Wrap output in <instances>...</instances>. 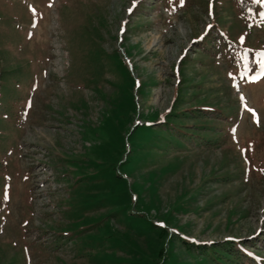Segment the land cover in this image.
<instances>
[{
  "label": "rangeland",
  "instance_id": "1",
  "mask_svg": "<svg viewBox=\"0 0 264 264\" xmlns=\"http://www.w3.org/2000/svg\"><path fill=\"white\" fill-rule=\"evenodd\" d=\"M256 1L0 0V264H141L140 251L153 258L157 250L151 231L135 233L144 219L170 232L165 264L201 262L204 253L178 235L204 246L233 237L264 254V77L251 80L264 60V8L249 5ZM207 7L219 34L209 30L202 43L215 35L225 51L194 47L212 23ZM104 51H116L139 81L137 113L128 109L124 125L127 71ZM178 69L188 85L177 82ZM198 81V97L218 112L163 126L179 90L178 107L195 105ZM155 113L156 131L130 136L126 163L105 150L108 128L130 133ZM121 178L129 210L143 212L128 237L136 256L108 239L127 232L113 202Z\"/></svg>",
  "mask_w": 264,
  "mask_h": 264
},
{
  "label": "trees",
  "instance_id": "2",
  "mask_svg": "<svg viewBox=\"0 0 264 264\" xmlns=\"http://www.w3.org/2000/svg\"><path fill=\"white\" fill-rule=\"evenodd\" d=\"M249 5L256 7V5L254 3H251ZM244 7H245V4H242L241 8H244ZM208 33L210 34L211 32L208 31ZM213 38L214 39H211V38L208 39V42L211 44L210 47L205 46V44H203L204 42L202 40V42H203V43L201 42L202 48H200V49L197 48V49L200 51H205V52L209 51L211 49V47L215 46V43L213 42V40H216L217 37L215 35H213ZM223 43H225L223 38H219L217 41V46H215V47L220 48L222 51H225L223 48ZM104 53H106V52L104 51ZM106 55H108L109 57L116 58L119 61L121 60V62H122L121 65L127 71L129 82H128L127 87H125L126 101L121 103L122 107H123L122 109L124 110V111H122L123 112L122 115L124 116V123H123V125H124L130 119V114L129 115L126 114L128 109H132V112H134L133 114H136L137 110H138L137 103L134 99V94L132 92V89L135 88V79H134L131 71L129 70V68L125 64V62L120 58V55L116 51L106 53ZM180 75H181V73H180ZM178 82H179L180 86H182V85L185 86V85H188L191 81H190V79L188 81V78H186V77L184 79L180 77ZM195 87H196V89L194 91V97L196 99L195 105H188L186 107H178V104L176 103V101L178 100V98H180L182 96V92H183V91L179 90L177 92V95H176L169 111L165 115V118H164V121L162 124L163 126H169V125H173L175 123L181 124L180 121H184L185 119H190L192 117L195 119H199V120L205 119L211 113H217L218 112V110L215 109V107L211 106V104H205L208 102V99L206 96H201V97L199 96L198 97L199 93L201 95L202 83L200 81H198L195 84ZM221 105L222 106H228V102L224 103V104L221 103ZM155 117H156V113L151 115V121L152 122H154L153 118H155ZM124 127L125 126L116 125V126L110 127V129L108 128V136H109L110 140H109V142L105 148V150L110 152V154H112L113 152L118 154L117 158L120 160V164H124L129 160L128 154L130 153L131 149H130V146H129L128 150L126 147H127V145L130 144V136L137 129L141 130L139 138L146 137L149 134V132L153 133L154 131H156V129L152 125L149 126V125L142 123V124L136 126L135 129H132L130 133H128V131H126L125 134L119 135V132H121V130ZM113 135H116V136L119 135L120 144L118 147H114V146L110 145ZM112 183L114 184L113 186H111L110 184L108 186L111 190V193L115 194L116 190L118 189L117 183L115 181H112ZM121 184L124 187H123L120 195L113 202L118 204V208H119L118 215H120L121 219L127 225V227H126L127 232H122V233L119 232V234L109 233L108 239L111 240L116 246L118 244L119 245L120 244H124V245L127 244L128 248L133 249V253H131L133 256V255H135V253H137L138 249H136L132 244L130 245L128 243V241H129L128 237H130L129 234L131 232L132 225L140 226V224H141L140 219L143 218V212H142V210H136V209L135 210L132 209V211L129 210V204H130L129 200H131L130 189H129V186L126 185V181L124 179H122ZM119 200H121L120 203H119ZM144 220H145L144 224L146 225L144 227V232L143 231H141V232L135 231V233L139 235L141 233H145V231H151L153 236L156 238V241L155 242L153 241V243H154V245L157 246V250H156L155 257H153V258L148 256L145 252L139 250L142 254V257H139L138 260L143 261L141 264H165V263H167L166 259L168 258V253H169L168 244L170 243V238H171L170 232L168 231V229L166 227L158 226L149 219H144ZM178 238L181 240V242L183 243V245L185 246V248L188 251L192 252L195 249L197 252L204 253V256L201 258L200 264H238L239 260H242L243 262H247V263H250L252 261V258L245 253L244 249H242V246L236 244L235 242H233L231 240H224L222 242H215L214 245L204 246V245L192 243L191 241L184 238L183 236L178 235ZM132 256L130 259L131 261H133V258L136 255L133 258H132ZM205 261H208L210 263H206Z\"/></svg>",
  "mask_w": 264,
  "mask_h": 264
},
{
  "label": "snow or ice",
  "instance_id": "3",
  "mask_svg": "<svg viewBox=\"0 0 264 264\" xmlns=\"http://www.w3.org/2000/svg\"><path fill=\"white\" fill-rule=\"evenodd\" d=\"M257 2H260V0H257ZM181 4H183V0H181ZM32 11L35 13V9L34 8L32 9ZM34 26H35V23H34ZM260 55H261V57H264V50H262L260 52ZM261 77H264V60L261 61V70H260V72L257 75L252 76L251 80H252V82H256ZM29 106H30V102H29ZM257 122H258V118H257Z\"/></svg>",
  "mask_w": 264,
  "mask_h": 264
}]
</instances>
